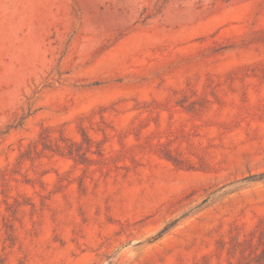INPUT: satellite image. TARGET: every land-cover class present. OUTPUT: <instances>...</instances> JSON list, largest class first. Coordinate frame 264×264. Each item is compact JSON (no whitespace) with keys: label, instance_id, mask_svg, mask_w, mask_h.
<instances>
[{"label":"rangeland","instance_id":"rangeland-1","mask_svg":"<svg viewBox=\"0 0 264 264\" xmlns=\"http://www.w3.org/2000/svg\"><path fill=\"white\" fill-rule=\"evenodd\" d=\"M0 264H264V0H0Z\"/></svg>","mask_w":264,"mask_h":264}]
</instances>
